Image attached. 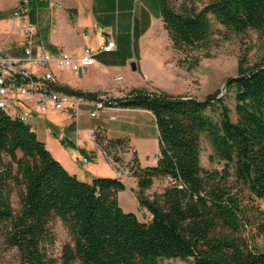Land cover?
<instances>
[{
    "label": "trees",
    "instance_id": "obj_1",
    "mask_svg": "<svg viewBox=\"0 0 264 264\" xmlns=\"http://www.w3.org/2000/svg\"><path fill=\"white\" fill-rule=\"evenodd\" d=\"M158 7L174 49L204 51L215 36L229 32L264 34V0H158ZM224 87L233 93L234 120L218 90L198 99L133 87L115 98L117 106L151 112L157 128L151 166H140L126 137L107 138L99 129L95 142L115 161L123 162L118 148L131 151L127 165L146 221L120 207L117 194L125 184L119 178L79 179L53 157L29 123L0 108V251L17 250L16 260L0 264H54L57 218L70 236L62 247L63 264H160L172 258L191 264H264V249L242 231L255 225L264 238V222L257 221L263 216L259 201H264V64L240 63ZM52 88L82 97L95 94L58 84ZM202 135L211 159L223 162L220 169L201 166ZM159 177L166 186L148 196L146 190Z\"/></svg>",
    "mask_w": 264,
    "mask_h": 264
},
{
    "label": "rangeland",
    "instance_id": "obj_2",
    "mask_svg": "<svg viewBox=\"0 0 264 264\" xmlns=\"http://www.w3.org/2000/svg\"><path fill=\"white\" fill-rule=\"evenodd\" d=\"M157 13V2L152 4V6L150 5L149 9H146L145 12V14L151 18L156 17L155 15H157ZM114 15L116 14L114 13ZM134 15L136 14L135 9L133 8L131 12V20L133 19ZM137 15L139 16V9L137 10ZM124 16L126 17L127 15L125 14ZM158 20L159 23L158 26L155 27L156 32L153 34V36L152 34L148 33V29L146 32H144L142 40L143 44H161L167 46L166 50H169L168 47H172V42L169 39L166 30L163 28V25H161V20ZM39 23L40 24L38 25L43 28L42 37L44 41H46V39H48V32L54 27L53 25L58 24V19L54 20L52 18L47 17L46 19L44 18V20H40ZM10 25H12V23L9 24V26ZM132 27L133 22H131V25L129 27L124 26V24H119V26L117 24H112L109 27L104 28L102 26L96 27L93 31V34L88 36L89 38L87 42L90 44L91 47L99 48V46L102 45L106 40H113L119 46V52L115 55V59H127L128 56L133 55ZM1 30L2 25L0 24V33ZM16 32L17 27L15 26L12 30V33L15 34ZM37 37L39 38V36H36L35 41L38 42ZM103 40L105 41L102 43ZM37 42L33 44V47L37 45ZM9 43L10 45L7 46V48L5 47L7 55L14 58L21 57L22 40L20 39L19 41H17L14 37L9 41ZM169 52H166V59H164L163 61L164 74H160V67H158L155 62L151 61L148 62V67L146 68L143 67L142 62L141 71H139L138 69V73L140 75L137 73V66L139 65L138 63V65L135 63L136 70H132L131 63H129V65L126 64V67H122V65L118 64L117 61L113 63L104 62L108 70H110V73L109 75L104 76L103 82L109 86L114 87L115 89L126 87L129 88L130 86L139 84L138 81L141 80V77L147 75L148 78L151 80V84L153 83L154 85L158 86L155 87L152 85V88L149 90L164 89L168 91V93L189 94L198 99H203L208 93L218 90L219 95L224 96V102L230 108V115L231 118L234 120L236 119V114L234 111L235 102L233 99V93L232 91L225 90L224 81L227 77L236 75L240 63H243L244 67L253 66L255 64H264V34L251 29L241 34L229 32L225 36H215L214 40H212V43L207 50H194L190 49L189 47H185L181 50L173 49V53L172 51L170 53ZM193 60H196L197 64L191 67H187L188 65H191L190 63H192ZM20 64H22V66L29 71L39 72L40 70H42V68H35L31 66V64L26 61H21ZM54 70L57 75L58 84L73 88L71 87V85H69V83H64V81H62L61 78L58 77V74L60 72L69 70ZM86 72L83 74H75L73 72L72 73L75 76H80L86 74ZM116 76H120L121 80H115ZM128 90L130 89L124 90V94L128 92ZM92 92L95 94L111 93L110 91L105 90H97ZM27 102L23 101V104L20 103L21 106L19 105V109H22V107L26 108L27 106H29V102ZM53 111H58V113H54ZM59 111L68 112L69 118H65L63 113ZM109 114H113L117 117L115 122H111L112 125L114 124L116 126L124 127L126 129H136V125L134 124L136 121L134 120L135 115H133V117H127L122 113H105L104 110L99 112L98 116L101 115L103 117L108 116ZM71 116L78 118L77 115L72 114L70 111H68V109L49 110L45 113L37 114L36 116H34V118H32L34 122H31V124L34 130L36 131L37 136L47 143L52 153L59 154L60 152H73V158L76 154L81 156L87 154L90 159L89 165L95 164V152L90 146L91 143L83 142L85 138V135L83 133H80L79 136L82 141L80 142V144H78L77 148H75L74 143H76L77 139V126L75 119ZM138 121V123L144 125V136L148 137L143 151L149 156V160H152V158L155 157L157 152L156 126L153 121L150 123L147 122L148 120L144 119ZM95 144L97 145V143ZM200 148L201 166L207 170L220 169L223 162L218 161L216 159H211L210 155L212 151L203 135L201 136ZM64 155L68 156V154ZM103 160L101 161L106 164L103 165L104 171L105 173H107L110 168L107 167L105 159ZM125 161H127V159ZM166 184L167 183L162 177L156 178L152 186L148 190H146V194L148 196H152L153 194L162 191ZM118 202L120 207L125 212H137L136 215L141 221L147 220L148 216L145 210L142 207L138 209L136 204L133 207L131 203H127L125 194L120 193L118 195ZM256 203H258V200L256 201ZM12 204L14 208L19 207L17 196L15 194L12 195ZM259 204V208L263 211V216L260 217L259 215L257 221L264 222V201H259ZM125 207H130V209L128 210ZM52 230L55 236V242L51 249L52 256L56 259L54 264H63L60 259L61 251L64 244L70 242V236L66 228L63 226L62 222L58 218L53 221ZM242 231L243 234L248 236V238H250V240H252L255 245H257L260 249H264V238L257 233V228L255 225L246 226ZM16 259L17 250L15 248H9L0 251V260L7 261ZM69 264L79 263L72 262ZM160 264H191V261L190 259L182 260L179 258H172L163 259L161 260Z\"/></svg>",
    "mask_w": 264,
    "mask_h": 264
},
{
    "label": "crops",
    "instance_id": "obj_3",
    "mask_svg": "<svg viewBox=\"0 0 264 264\" xmlns=\"http://www.w3.org/2000/svg\"><path fill=\"white\" fill-rule=\"evenodd\" d=\"M19 1H23L24 5L27 8V12L22 15L23 18L22 16L19 18H15L12 14L14 7ZM156 2L158 4V0H0V24L2 25V30L0 33V45L4 48H7V46L10 45L9 41L14 37L17 41L21 39L23 45V39L19 35V26L21 24L24 25L28 23L36 29V36H39V38L37 37V44L42 45L49 54H51L52 56H56L60 52H67L72 57L77 58L80 56L84 47H90L94 50L98 49L91 47L87 42L89 38L88 36L93 34V31L96 27L102 26L104 28L109 27L112 24H117L118 26L119 24H124V26L129 27L131 25V22H133L132 56H128L127 59H115V55L119 52V46L115 42V50L111 52L100 51L95 55V63L88 68L86 74L75 76L70 71H64L60 72L58 74V77H60L61 80L64 81V83H69V85H71V87L75 89H80L82 91L88 92L105 90L110 91L111 94L115 97L124 95V90L131 89L133 87L151 89L152 85L155 87L158 86L154 85L153 83L151 84V80L147 75L141 77V80L138 81L139 84L130 86L129 88L126 87L120 89H115L114 87L107 85L103 82V78L105 75H109L110 73V70H108L104 62L113 63L115 61H117L118 64L122 65V67H126V64L129 65V63L135 61L136 64H139H137V73L138 69L139 71H141L142 62L143 67L145 68L148 67V62H155L157 66L160 67L159 73L164 74L163 61L164 59H166L165 54L169 51H172L173 53V46L168 47L169 50H166L167 46L161 44L147 45L143 44L142 41L144 32H146L147 29L149 30L148 33L152 34V36L156 32L155 27L158 26V19H160L159 7L158 13L157 15H155L156 17L151 18L145 14L146 9H149L150 5L152 6V4ZM133 8L135 9L136 15H134L133 19L131 20V12ZM138 9L139 16L137 15ZM114 13L116 15H114ZM125 14L127 15L126 17L124 16ZM46 16L54 20L58 19V24L53 25L54 27L47 34L48 39L44 41L42 37L43 28L38 24H40V20H44V18L46 19ZM11 23L12 25L9 26V24ZM15 26L17 27V32L13 34L12 30ZM105 40H103L102 43ZM53 112L58 113V111ZM59 112L63 113L65 118H69L68 112ZM108 112L122 113L127 117H133V115H135L134 120L136 121L134 124L136 125V129H126L114 124L112 125L111 122H115L117 119V117L113 114H109L108 116L103 117L100 115L91 118L87 115L86 108L83 109V112L80 116H78V118L71 116L75 119L77 126V139L76 143H74V146L75 148H77L78 144H80L82 140L79 136L80 133H83L85 135L83 142L91 143L90 146L95 152V164L89 165L90 159L87 154H84L82 156L76 154L74 156V158L76 159L72 157L74 155L73 152H60V155L54 154L49 149L47 143L43 139H40L38 136L37 137L44 142L45 146L47 147V149H49L53 157H55L68 172H70L71 174H75L79 179L83 181L89 182L94 177H117L113 166L110 164V162L107 161L101 149L95 144V142L91 141L88 138L89 130L95 127H99L107 138L114 139L126 137L127 142L133 149V152L135 153L141 167L154 165L156 162L157 152L152 160H149V156L144 153L143 150L148 137L144 136V125L138 123V120L144 119L148 120L147 122L149 123L153 121L155 124L152 113L145 109L123 108L115 104L111 106V108L105 110V113ZM111 116H114V119H111ZM31 122H34V120H30L29 124L32 126ZM157 138L158 133L156 128V141H158ZM64 154H68V156ZM131 156L132 154H127L123 156V160H129ZM77 158H85L86 164L78 163ZM103 159H105L107 167L110 168L107 173H105L103 166L106 164L101 161ZM119 179L125 184V189L119 191L117 196L120 193H123L125 194L127 203H131L133 207L136 204L138 209L141 208L135 197V192L137 190L136 178L126 177ZM125 208H127L128 210L130 209V207ZM134 213L136 214L137 212Z\"/></svg>",
    "mask_w": 264,
    "mask_h": 264
},
{
    "label": "built area",
    "instance_id": "obj_4",
    "mask_svg": "<svg viewBox=\"0 0 264 264\" xmlns=\"http://www.w3.org/2000/svg\"><path fill=\"white\" fill-rule=\"evenodd\" d=\"M27 12L23 1H19L13 10V17L19 18ZM19 35L23 39L21 57L7 55L4 47L0 45V108L7 110L12 116L30 123L37 114L49 110L68 109L72 114L80 116L83 109H87V115L91 118L97 117L99 112L111 108L115 104V96L111 93H97L92 97L77 96L69 94L52 86L58 84L55 70H69L75 74H83L95 63V55L100 52H111L115 50L116 44L113 40H106L100 48L94 50L84 47L80 56L72 57L67 52H60L56 56L49 54L42 45L36 43V29L26 23L19 26ZM21 61H26L35 68H42L39 72L25 69ZM115 80H121L116 76ZM60 85V84H58ZM23 101H28L29 106L19 109ZM27 102V103H28ZM21 103V104H20ZM26 103V105H27ZM114 119V116L110 117ZM99 127L89 130V139L96 142ZM127 148H118V157L130 154ZM104 156L108 159L115 170L118 178L131 177L132 171L127 165L128 161H115L112 155ZM80 164H86L85 158H77Z\"/></svg>",
    "mask_w": 264,
    "mask_h": 264
},
{
    "label": "water",
    "instance_id": "obj_5",
    "mask_svg": "<svg viewBox=\"0 0 264 264\" xmlns=\"http://www.w3.org/2000/svg\"><path fill=\"white\" fill-rule=\"evenodd\" d=\"M131 68H132V70H136L135 62H132V63H131Z\"/></svg>",
    "mask_w": 264,
    "mask_h": 264
}]
</instances>
